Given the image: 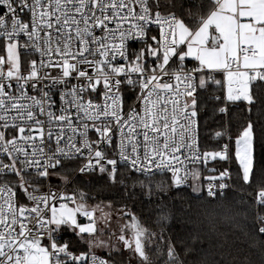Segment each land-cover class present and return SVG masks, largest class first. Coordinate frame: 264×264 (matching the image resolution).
Wrapping results in <instances>:
<instances>
[{"label":"snow or ice","instance_id":"6c2138e0","mask_svg":"<svg viewBox=\"0 0 264 264\" xmlns=\"http://www.w3.org/2000/svg\"><path fill=\"white\" fill-rule=\"evenodd\" d=\"M255 86L264 0H0V264H264Z\"/></svg>","mask_w":264,"mask_h":264},{"label":"trees","instance_id":"16d2710c","mask_svg":"<svg viewBox=\"0 0 264 264\" xmlns=\"http://www.w3.org/2000/svg\"><path fill=\"white\" fill-rule=\"evenodd\" d=\"M254 90L258 95H264V86H255ZM244 123V113L242 106L234 108L231 116V131L233 137L238 134L241 126ZM119 195V194H118ZM130 207L137 215L142 218L153 216L154 210L152 206L140 203L139 201L133 203L128 201ZM170 207L174 206L176 218L173 221V227L180 231L182 228H190L194 232L199 233L203 238L205 253L204 256L209 259H219L218 249L213 246V241L228 231L227 223L220 217L215 219H208L207 217L199 214L201 202L190 201L185 192H172L170 199L167 200ZM183 209V211H181Z\"/></svg>","mask_w":264,"mask_h":264},{"label":"built area","instance_id":"2783aa9c","mask_svg":"<svg viewBox=\"0 0 264 264\" xmlns=\"http://www.w3.org/2000/svg\"><path fill=\"white\" fill-rule=\"evenodd\" d=\"M133 46H135V45L133 44Z\"/></svg>","mask_w":264,"mask_h":264}]
</instances>
